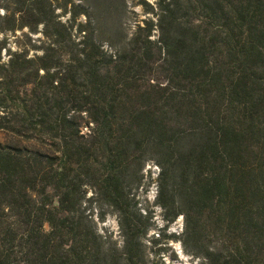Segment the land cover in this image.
Masks as SVG:
<instances>
[{"label":"trees","instance_id":"trees-1","mask_svg":"<svg viewBox=\"0 0 264 264\" xmlns=\"http://www.w3.org/2000/svg\"><path fill=\"white\" fill-rule=\"evenodd\" d=\"M5 1L0 264H166L149 163L196 264H264V0H141L131 33L126 0Z\"/></svg>","mask_w":264,"mask_h":264},{"label":"rangeland","instance_id":"rangeland-1","mask_svg":"<svg viewBox=\"0 0 264 264\" xmlns=\"http://www.w3.org/2000/svg\"><path fill=\"white\" fill-rule=\"evenodd\" d=\"M64 0H59V5H63ZM76 3H80V0H73ZM141 0H126L127 9L126 14L123 17L124 27L129 33L132 32L136 24L141 23L145 18L150 16L144 11V6L140 5ZM148 3H153L155 0H146ZM6 5L5 0H0V47L4 42V39L8 36L13 42L21 34L17 32L16 34L3 33V30L7 27L6 22L3 20L5 14L4 6ZM69 17L64 18L67 20ZM154 38H157L156 36ZM1 56L3 60L5 57V50H2ZM144 179L141 186L136 188L134 185L131 192V202L134 209H138L143 214H151L153 218L152 227L149 231L148 241L151 242L153 239H159L158 235L161 231L165 230V234L169 236L168 240L162 241L158 246L149 250L151 258L166 264H196L197 260L187 255L180 243V235L184 230V221L182 217H179L174 223L167 227V223L164 219L163 210L157 204V177L159 174V169L153 163H149L144 170ZM91 191L88 193L87 197H91ZM100 206L94 205L95 209ZM100 209V208H99ZM105 212L104 221L98 222V228L100 232L112 233L113 238L121 241L120 230L118 225V213L111 208L103 207L101 208ZM97 216V211L95 212V217ZM162 238V237H161ZM160 238V239H161ZM151 249L152 245H148Z\"/></svg>","mask_w":264,"mask_h":264}]
</instances>
